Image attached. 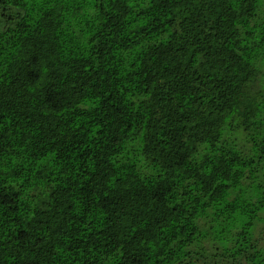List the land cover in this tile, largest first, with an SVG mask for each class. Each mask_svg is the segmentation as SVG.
I'll list each match as a JSON object with an SVG mask.
<instances>
[{
    "label": "trees",
    "instance_id": "trees-1",
    "mask_svg": "<svg viewBox=\"0 0 264 264\" xmlns=\"http://www.w3.org/2000/svg\"><path fill=\"white\" fill-rule=\"evenodd\" d=\"M0 264H264V0H0Z\"/></svg>",
    "mask_w": 264,
    "mask_h": 264
},
{
    "label": "rangeland",
    "instance_id": "rangeland-1",
    "mask_svg": "<svg viewBox=\"0 0 264 264\" xmlns=\"http://www.w3.org/2000/svg\"><path fill=\"white\" fill-rule=\"evenodd\" d=\"M130 155L132 157H134L132 153ZM136 162L138 163V165L141 167V169L144 172H150L151 171V166L150 165H146V161L144 160L143 157L140 156V157L136 158Z\"/></svg>",
    "mask_w": 264,
    "mask_h": 264
}]
</instances>
